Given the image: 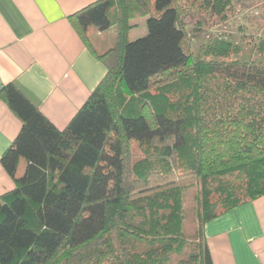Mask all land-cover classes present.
Instances as JSON below:
<instances>
[{
    "label": "trees",
    "instance_id": "obj_1",
    "mask_svg": "<svg viewBox=\"0 0 264 264\" xmlns=\"http://www.w3.org/2000/svg\"><path fill=\"white\" fill-rule=\"evenodd\" d=\"M179 1L100 0L73 16L86 42L90 28L114 29L116 45L65 130L2 90L22 129L1 158L15 189L0 198V264H171L189 248L194 185L199 226L179 264H213L205 225L264 196V36L260 60H232L241 48L222 37L193 55ZM232 2L207 6L222 16ZM141 18L147 35L129 41Z\"/></svg>",
    "mask_w": 264,
    "mask_h": 264
},
{
    "label": "crops",
    "instance_id": "obj_2",
    "mask_svg": "<svg viewBox=\"0 0 264 264\" xmlns=\"http://www.w3.org/2000/svg\"><path fill=\"white\" fill-rule=\"evenodd\" d=\"M99 1L0 0V198L15 189L1 158L22 129L2 90L13 85L65 130L107 75L98 55L116 45L114 29L90 28L88 43L72 22ZM204 236L213 264H264V196L208 222Z\"/></svg>",
    "mask_w": 264,
    "mask_h": 264
},
{
    "label": "rangeland",
    "instance_id": "obj_3",
    "mask_svg": "<svg viewBox=\"0 0 264 264\" xmlns=\"http://www.w3.org/2000/svg\"><path fill=\"white\" fill-rule=\"evenodd\" d=\"M212 0H180L181 22L185 29L187 40L186 47L193 55L202 54L208 42L216 37L232 40L240 46L239 56L232 60L243 59L260 60L262 56L257 52L261 37L264 36V0H233L232 6L225 14L218 16L207 6ZM137 27L129 35V41H135L147 35L146 18L136 21ZM231 60V59H230ZM177 94H172L173 100L178 99ZM144 147L139 143L131 144V154L134 161L144 157ZM201 190V186L194 185L186 189V222L185 236L189 241V248L183 256H175L171 264H179L181 259H186L194 248V241L198 231L199 205L195 198ZM219 196L213 197L218 201Z\"/></svg>",
    "mask_w": 264,
    "mask_h": 264
}]
</instances>
